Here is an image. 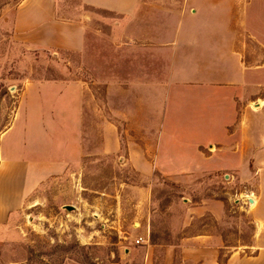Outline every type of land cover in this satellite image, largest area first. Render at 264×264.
<instances>
[{"label": "rangeland", "instance_id": "obj_1", "mask_svg": "<svg viewBox=\"0 0 264 264\" xmlns=\"http://www.w3.org/2000/svg\"><path fill=\"white\" fill-rule=\"evenodd\" d=\"M40 1L36 9L33 0H0V158L5 132L32 108L34 97L27 98L28 93L51 84L61 85L57 91L68 85L83 92V156L34 188L0 227V264H143L151 251L153 263L161 264L166 248L196 235H209L221 247L220 264L231 252L251 256L264 248V85L257 99L247 96L252 115L244 117L239 132L230 129L219 162L166 176L160 168L170 165L152 161L160 134L152 116L157 101L147 103L151 116L132 121L109 111L105 82L112 36L100 20L107 15L80 0ZM231 1L230 27L237 32L238 48L246 65L261 68L264 77V0ZM150 2L165 15L184 8V0ZM82 16L91 19L83 52L42 42L54 36L39 21L75 23ZM53 97L56 93H49L46 107ZM185 106L184 119L192 109ZM109 123L117 126L121 141L116 154L102 152ZM128 144L146 153L147 178L127 161ZM182 166L190 165H174ZM172 264H181L178 249Z\"/></svg>", "mask_w": 264, "mask_h": 264}, {"label": "crops", "instance_id": "obj_2", "mask_svg": "<svg viewBox=\"0 0 264 264\" xmlns=\"http://www.w3.org/2000/svg\"><path fill=\"white\" fill-rule=\"evenodd\" d=\"M33 1L31 6L36 9L42 3ZM80 2L107 15L100 20L109 26L112 36L105 82L111 114L132 121L133 117L151 116L147 115L150 100L159 105L152 115L158 119L160 133L152 161L170 165L160 172L166 176L195 173L219 162L231 138L230 129L239 132L244 117L252 115L245 104L247 96L248 101L257 99L255 94L264 85L262 69L247 66L238 48L237 32L230 27L232 1L184 0V8L173 10V15H165V9H158L150 0ZM86 20L91 19L82 16L75 23L41 20L38 25L47 26L54 36L42 42L81 53ZM121 40L125 42H117ZM58 86L30 91L27 98L33 95L34 101L26 119L14 122L5 132L0 158V227L22 208L23 199L34 188L63 174L83 156V92H73L68 85L57 91ZM49 93L56 97L46 107ZM185 105L192 107L186 119ZM108 125L110 134L103 137L102 152L116 154L121 148L118 128ZM210 147L215 148L214 153L208 151ZM126 152L127 161L147 178L144 165L150 162L144 150L128 144ZM176 164L190 166L174 167ZM176 249L181 264H219L221 247L209 235L185 238L180 246L166 248L161 264H172ZM143 264H154L152 251ZM226 264H264V248L251 256L231 252Z\"/></svg>", "mask_w": 264, "mask_h": 264}, {"label": "water", "instance_id": "obj_3", "mask_svg": "<svg viewBox=\"0 0 264 264\" xmlns=\"http://www.w3.org/2000/svg\"><path fill=\"white\" fill-rule=\"evenodd\" d=\"M64 208H66L67 211H71L72 210V207H69V206H66Z\"/></svg>", "mask_w": 264, "mask_h": 264}, {"label": "built area", "instance_id": "obj_4", "mask_svg": "<svg viewBox=\"0 0 264 264\" xmlns=\"http://www.w3.org/2000/svg\"><path fill=\"white\" fill-rule=\"evenodd\" d=\"M140 241H142V239H140V240L136 241V243L138 244V243H140Z\"/></svg>", "mask_w": 264, "mask_h": 264}, {"label": "trees", "instance_id": "obj_5", "mask_svg": "<svg viewBox=\"0 0 264 264\" xmlns=\"http://www.w3.org/2000/svg\"><path fill=\"white\" fill-rule=\"evenodd\" d=\"M218 263L220 264V261ZM225 264H226V262H225Z\"/></svg>", "mask_w": 264, "mask_h": 264}]
</instances>
